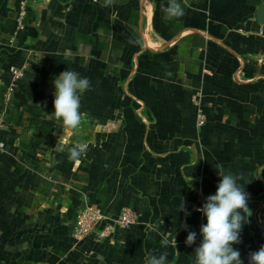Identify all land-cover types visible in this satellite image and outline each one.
I'll use <instances>...</instances> for the list:
<instances>
[{"label": "crops", "instance_id": "crops-1", "mask_svg": "<svg viewBox=\"0 0 264 264\" xmlns=\"http://www.w3.org/2000/svg\"><path fill=\"white\" fill-rule=\"evenodd\" d=\"M180 3L183 16L167 18L168 0H0V264H145L165 251L194 264L196 209L221 168L249 194L233 245L243 264L264 245V0ZM24 66L8 103L11 68ZM67 69L91 81L75 130L48 118ZM74 143L88 145L78 161ZM87 205L105 215L99 230L125 207L138 220L78 235Z\"/></svg>", "mask_w": 264, "mask_h": 264}, {"label": "clouds", "instance_id": "clouds-1", "mask_svg": "<svg viewBox=\"0 0 264 264\" xmlns=\"http://www.w3.org/2000/svg\"><path fill=\"white\" fill-rule=\"evenodd\" d=\"M162 11L167 18H179L184 14L180 0H168V4L162 6ZM129 42L135 43L131 40ZM53 86L54 112L48 118L60 119L63 126L70 130L77 129L83 118L80 111L81 96L90 89L91 81L87 77H81L76 71L67 69L53 79ZM67 144L68 141L60 136L54 149L63 152ZM87 149V144L74 143L69 149V158L78 161L86 155ZM217 174L220 182L215 194L207 196L202 207L196 209L203 213L206 223L200 226L202 240L194 250V264H243L240 251L233 245L240 243L242 228L252 215L248 207L249 194L244 190V184L239 183L242 179L240 174L225 173L222 168L217 170ZM178 210L186 212L183 201ZM160 235L162 246L176 249L175 236L169 239L167 232H161ZM196 237V232L189 231L186 245L194 244ZM248 260L249 264H264V245L257 251L250 252ZM145 264H169L168 253L165 251L158 256L148 254Z\"/></svg>", "mask_w": 264, "mask_h": 264}, {"label": "built area", "instance_id": "built-area-1", "mask_svg": "<svg viewBox=\"0 0 264 264\" xmlns=\"http://www.w3.org/2000/svg\"><path fill=\"white\" fill-rule=\"evenodd\" d=\"M23 18H24V13L22 12L18 17L19 28H22L24 26ZM24 68L25 66L22 68H17V67L11 68L13 81L6 88V91L4 93L5 100L8 103H12L13 101L15 80L20 77H23ZM198 118H199V123L202 124L204 122V115L202 113H199ZM104 218H105V215L103 214V212L95 206L87 205V206L80 208L78 211L76 234L91 235V234H96V230H98L99 237L105 236L110 232L116 233L118 232L119 229L125 228L131 224H134L138 220V216L136 212L130 207H125L123 208L119 216L114 219L112 224H108L105 226L104 229L99 230L98 226L101 224Z\"/></svg>", "mask_w": 264, "mask_h": 264}, {"label": "water", "instance_id": "water-1", "mask_svg": "<svg viewBox=\"0 0 264 264\" xmlns=\"http://www.w3.org/2000/svg\"><path fill=\"white\" fill-rule=\"evenodd\" d=\"M263 16H264V9H262V10H260V11L258 12V17H259V19H262Z\"/></svg>", "mask_w": 264, "mask_h": 264}]
</instances>
